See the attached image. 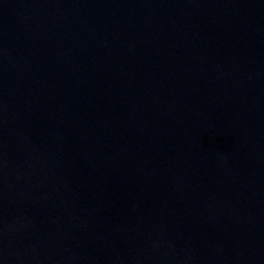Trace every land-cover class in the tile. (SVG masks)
<instances>
[{
    "label": "water",
    "instance_id": "water-1",
    "mask_svg": "<svg viewBox=\"0 0 264 264\" xmlns=\"http://www.w3.org/2000/svg\"><path fill=\"white\" fill-rule=\"evenodd\" d=\"M0 264H264V0H0Z\"/></svg>",
    "mask_w": 264,
    "mask_h": 264
}]
</instances>
